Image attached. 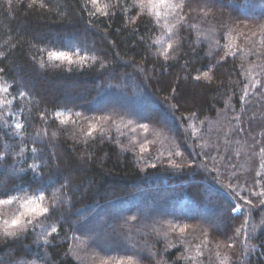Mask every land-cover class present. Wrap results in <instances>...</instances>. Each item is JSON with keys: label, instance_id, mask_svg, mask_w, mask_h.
Returning <instances> with one entry per match:
<instances>
[{"label": "trees", "instance_id": "trees-1", "mask_svg": "<svg viewBox=\"0 0 264 264\" xmlns=\"http://www.w3.org/2000/svg\"><path fill=\"white\" fill-rule=\"evenodd\" d=\"M46 3L47 9H28L27 0L21 7L13 0L9 11L6 0H0V51L5 54L0 58V68L5 70L0 74V86L12 85L9 93H0V98L13 100L19 91L29 94L24 99H14L11 107L0 108V115L14 114L7 117V123L0 120V153H6L5 160L0 161V185L29 192L50 185L51 194L66 183L69 201L53 217L58 222L59 237H49L51 243L45 246L37 242V228L19 239L0 238V264H99L102 259L119 258L125 253H135L139 264H192L177 259L189 245L187 241L180 244L175 232L165 238L166 223L199 225L208 230L213 244L224 239L225 234H232L243 216L231 218L230 209L236 199L222 186L227 184L223 175L218 183L217 173L207 170L213 161L205 152L217 157L216 164L224 175L229 172L221 157H230L236 165L233 171L252 184L259 166V157L253 154L258 153L259 145L253 149L252 137L259 139L264 132V97L259 95L264 90H257L247 104L240 103L245 85L261 71L264 48L255 45L253 54L238 53L217 64L224 49H217L208 40L197 42V34L214 31L219 37L225 32L224 25L237 23L241 28L246 24L245 31L258 32V25L264 24V0H206L208 17L198 29L183 31V58L169 61L167 70L161 67L164 61L156 56L155 48L148 50L152 26L149 18L125 27L121 13L115 17H90L81 8L82 0ZM189 4L199 9L205 0H189ZM191 17L195 21L190 22L202 19L197 11L191 12ZM133 27L138 28L136 34L132 33ZM158 35L159 30L151 34V39ZM236 42L248 51L250 46L242 39ZM219 43L226 41L219 39ZM45 46H79L98 60L71 71L66 64L40 68L33 53ZM186 61L188 66L184 67ZM101 62L107 67L101 68ZM209 68L211 81L192 79L197 74L203 77ZM173 88L177 90L175 97ZM173 103L179 105L176 112L171 111ZM57 110L80 111L88 118L110 114L120 130L113 125L103 139L97 136L85 144L82 133L87 130V122L83 117L78 121L82 127H76L71 120L61 126L54 115ZM44 112L51 114L48 136L37 138V130H43L40 114ZM190 112L198 116L191 126L189 121L179 119ZM236 115L241 116L239 124L233 119ZM13 119L26 124L19 136L11 126ZM130 119L149 123L160 133L149 135L154 143L148 152L141 153L135 143L145 135L142 130L132 133L125 127ZM193 128L199 139L194 140ZM230 129L235 131L229 133L226 143L225 133ZM34 146L38 148L36 155L31 152ZM177 146L182 156L173 160H188L192 167L176 170L169 166L168 155ZM21 147L25 152L17 157ZM31 163L41 165L42 179L31 170L20 171ZM132 216L137 220L126 225ZM262 217L264 212L253 210L251 223L259 226ZM73 234L88 246L79 260L65 256L70 242L66 237ZM201 239L197 233L187 237L192 245ZM252 243L264 244V230L257 228ZM213 244L204 253V264H216L217 249ZM219 251L230 256L231 264H242L244 254L239 244ZM248 264H264V247H257L248 257Z\"/></svg>", "mask_w": 264, "mask_h": 264}, {"label": "snow or ice", "instance_id": "snow-or-ice-1", "mask_svg": "<svg viewBox=\"0 0 264 264\" xmlns=\"http://www.w3.org/2000/svg\"><path fill=\"white\" fill-rule=\"evenodd\" d=\"M8 5V10H12L13 0H6ZM25 0H15L17 7L23 6ZM89 6H91L89 8ZM49 5L46 3V0H27L28 9H47ZM81 8L84 12H87L90 17H115L117 13H121L124 26L127 27L129 24L137 25L138 21L142 18H149L150 24L152 25L149 29L151 43L148 44V41H144V37H141V40L145 44H148V50L151 51L154 47L156 56L162 58L164 64L161 65L162 68L167 70L168 62L171 60L178 61L182 59L181 52L183 51V44L185 37L183 36V31L186 29L189 32H192L200 27V24L209 15V8L207 6L206 0L204 7L199 9L191 8L189 0H82ZM187 9V11H186ZM197 11L202 19L198 22L195 21V18L191 17V12ZM135 13L134 15L132 13ZM225 32L217 37L214 31L211 32H200L197 34V42H200L201 39L208 40L210 44H215L216 48H223L224 52L220 60L216 63L219 64L228 56H237L238 53H244L245 56L253 54L254 46L259 45L261 48H264V24L258 25V32L253 29H248L245 24L243 28L240 25H224ZM157 30L160 31V35L156 36L155 39H151V34L155 33ZM138 32L137 27L132 28V33L136 34ZM258 37V39H255ZM219 39H224L226 43L220 45ZM237 39H242L245 45L250 46L248 51L245 47H241L236 41ZM35 48L36 46L33 45ZM45 54L47 59L45 60ZM259 55V53H256ZM4 53L0 51V58H4ZM39 62L40 68H45L48 66L52 67H62L65 64L68 66V70L71 71L74 68H84L91 66L88 62L91 61L92 64H95L98 60V57L90 52H87L84 49L79 48V46L71 47L65 46L63 48L52 47H42L38 48L36 52L33 53V60ZM187 61L185 62L184 67H187ZM101 68H106L107 64L104 62L100 63ZM243 71V65L240 66ZM261 68L260 73H257L255 77L251 79V83L245 85L242 95L240 96L241 105H245L249 102V99L253 97L257 90H264V64L259 65ZM139 71H144L140 68ZM4 69L0 68V74L4 73ZM212 71V68H209L207 71L203 72V77L200 74H197L192 79L200 81L202 78L207 81L212 80V76L209 74ZM250 74V70H249ZM12 85H2L0 86V93H9ZM252 89L253 91H250ZM176 88L172 89L173 97H175ZM29 94L25 91H19L13 96V100L17 97L19 99H24ZM259 95L264 97V91H260ZM13 100L7 99V97L0 98V108H7L13 105ZM225 107H228L226 103ZM179 110V105L173 103L171 105V111L176 112ZM55 118L59 120L61 126H66L69 121L76 127H82L78 121L83 114L80 111L72 110H57L55 112ZM14 116L12 113H6L0 115V120H4L7 123V117ZM51 114L44 112L40 114V120L43 124V130L38 129L36 132L37 138H47L48 132L47 128L49 126V118ZM76 119H71L72 117ZM61 117H63L61 119ZM254 118V117H253ZM87 122V130L82 133L84 138V143L87 144L89 140H94L99 136L100 139H103L107 131L110 130V127L115 125L117 130H120V125L110 114H103L100 116H94L91 118L83 117ZM179 119L181 121H189L191 126V121L198 119L197 113L190 112L187 116H181ZM239 124L241 121V116L236 115L233 117ZM203 124L204 121H201ZM15 129V134L20 135L21 131L26 128V124L20 120L13 119L11 125ZM132 133H137L138 130H142L145 134L142 139H137L136 144L139 145L140 152H148V147L150 144H153L154 141L149 139L150 134H155L159 136L160 133L156 132L150 127L149 123H143L133 120H128L125 125ZM235 129H230L229 132L225 133V142H229L227 137L229 133L234 132ZM242 132L243 129H240ZM193 138L199 139L195 136L196 129H192ZM123 135V133H121ZM56 137V131L52 132V138ZM131 142V137L129 138ZM253 139V149L259 145L258 153L254 152V155L259 157V166L255 171V176L252 184H248L247 179L239 176L233 169L236 165L231 163V158L221 157L225 159L224 167L228 169L229 174L224 175L220 172L219 167L216 164L217 157L211 155L210 153L205 152V155L208 159L213 161V166L208 171H215L217 173L216 180L218 183L221 182V176L227 180V184H222V186L228 188L230 192L234 194L236 203L231 206V218L239 219L243 216L241 223L236 226L232 234H225V238L222 240L215 241L213 244L212 240L209 237V232L207 229L200 227L199 225H190V224H176L173 222H167L166 227L167 231L163 233L164 237L167 238L170 233L175 232L179 239L180 244L188 243V247L184 248L183 253L179 256L178 260L191 261L192 264H204L203 257L205 251L209 249V245L213 244V247L217 249L215 252L216 264H231L230 256L225 253L221 254L219 249H234L239 244L241 250L244 254V259L242 264H248V257L256 252L257 247H264V244L256 245L252 243L253 239L256 236L257 228L264 230V217L261 218L260 225H255L251 223V217L253 210L260 209L261 212H264V132L260 133V138L257 139L255 136ZM239 143V141H237ZM196 147L204 148L203 145H195ZM122 151L126 150L124 148ZM25 152V148L21 147L20 152L17 153L19 157L22 153ZM31 152L33 155L38 153L37 147H32ZM217 153L219 149L217 148ZM238 155V154H237ZM182 152L177 146L176 151L170 152L168 155L169 166L176 169L182 170L185 166L192 167V163L188 160L176 162L173 160V157H181ZM6 153H0V161L5 160ZM142 160L145 159L144 156L140 157ZM161 160L164 159L163 156L159 157ZM155 164H152L151 167H155ZM203 166V165H202ZM31 170V172L36 177L42 179L43 169L39 163L28 164V169L21 168L20 171ZM16 170L14 169L13 172ZM236 180V183L233 184L232 181ZM247 185V187H245ZM50 185H45L38 187L31 192L24 189L9 188L3 185H0V238L8 239H19L21 236L27 235L30 230L35 231L37 228L40 229L37 234V242L42 243L47 246L51 243L49 237L57 238L60 234V229L58 227V222L53 219L56 214L57 209L64 207L68 204L69 198L68 193L65 191L67 184H61L59 188L54 189L51 194H49ZM256 189H259L257 191ZM248 191V195H243L242 193ZM256 198V199H253ZM242 201V203H241ZM70 206V204H69ZM137 220L136 216L130 217L125 221V224H130ZM49 221H52L49 223ZM197 233L199 236H202L203 239L199 243L192 245L191 241L187 240V237L192 234ZM55 234V236H54ZM195 238V237H194ZM68 241V250L65 253V256H73L74 259L79 260L81 254L85 253L86 248L88 247L83 242H80L79 236L73 234L70 237H66ZM79 242V243H76ZM81 244L83 246L81 247ZM174 246V245H171ZM133 247H135L133 245ZM167 251V249H166ZM157 255L153 253V256ZM99 264H139L135 253L128 254L125 253L124 256L119 258L102 259L99 261ZM158 264H165L163 261H158Z\"/></svg>", "mask_w": 264, "mask_h": 264}]
</instances>
